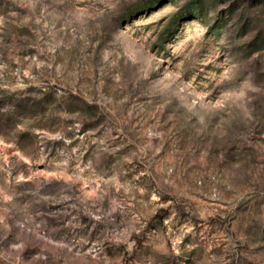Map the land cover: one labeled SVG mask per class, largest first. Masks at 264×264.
I'll return each mask as SVG.
<instances>
[{"label": "rangeland", "instance_id": "obj_1", "mask_svg": "<svg viewBox=\"0 0 264 264\" xmlns=\"http://www.w3.org/2000/svg\"><path fill=\"white\" fill-rule=\"evenodd\" d=\"M0 264H264V0H0Z\"/></svg>", "mask_w": 264, "mask_h": 264}]
</instances>
